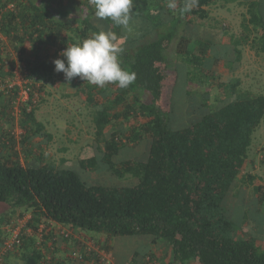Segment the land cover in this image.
Returning a JSON list of instances; mask_svg holds the SVG:
<instances>
[{"label":"trees","instance_id":"obj_1","mask_svg":"<svg viewBox=\"0 0 264 264\" xmlns=\"http://www.w3.org/2000/svg\"><path fill=\"white\" fill-rule=\"evenodd\" d=\"M217 1L197 0L181 14L186 0H176V9L168 0H133L128 33L96 18L90 0H0V264H264V177L243 171L254 165L248 151L264 121V94L241 89L238 77L218 80L212 99L193 86L207 76L213 83L212 65L224 60L207 31L227 34L226 24L209 17ZM223 1L246 7L242 32L224 44L231 58L224 64L235 72L239 44L264 54V0ZM100 30L117 33L121 66L136 79L126 89L70 81L92 109L94 154L59 166L44 158L42 144L51 136L36 117L48 94L44 83L52 82L53 60L67 45ZM2 37L24 66L29 90L19 112L13 102L20 87L7 85L14 74ZM180 62L185 98L177 118ZM96 172L130 182L88 180ZM133 236L147 247L118 261L110 240Z\"/></svg>","mask_w":264,"mask_h":264},{"label":"rangeland","instance_id":"obj_2","mask_svg":"<svg viewBox=\"0 0 264 264\" xmlns=\"http://www.w3.org/2000/svg\"><path fill=\"white\" fill-rule=\"evenodd\" d=\"M223 0L217 1V5H212L208 7L209 17L212 20L211 22L217 24H226L227 25V34H225L222 28H213V29H199L201 35L206 36V30L210 31L209 41H215L216 43L215 51L219 53L225 61L229 58V34L239 36L242 32V20L246 16V7L244 5H229V3L224 4ZM223 5V6H220ZM228 6L229 9L227 8ZM79 13V12H78ZM78 13L75 15L78 16ZM220 27V26H219ZM199 35V34H198ZM4 46L6 50L10 51L9 58L4 57L7 60L6 67L11 68V72L14 74L11 81L7 82V85L18 84L20 85L23 82L24 76V66L18 60V54L13 52L11 45L2 37ZM208 39V38H207ZM214 44V43H213ZM224 44H228L224 46ZM230 45L234 49L236 44H233L230 40ZM173 48L170 50V53L174 52V46L176 43L172 44ZM240 50L241 55L238 60V66L235 72L228 70L224 64V60L220 61L218 64L212 65V73H215V80L213 83H209L208 76L204 79V84L199 86L194 84V87H198L200 91H207L210 93L211 99L216 98L219 95V88L217 86V81L226 82L232 77H238L241 80L240 88L247 89L256 93L264 94V54L260 52L259 54L255 49H253L248 43H241L237 46ZM235 51V49H234ZM228 52V53H225ZM173 54V53H172ZM171 54V55H172ZM12 57V58H10ZM58 58L64 59V57L59 56ZM228 64V63H227ZM208 70L207 67H204ZM211 69V67H210ZM186 68L183 67L181 62L179 63L180 74L176 81L175 93H174V111L173 115L175 117L181 116L183 110V76ZM190 84V83H189ZM45 89L47 91V96L45 102L42 103L38 110L36 111V117L41 121L46 131L50 134L51 139H48L42 144V149L44 152V158L54 162L56 165H74L76 161L81 158H86L94 154L93 150V141H94V127L92 122V109L90 106L83 100V98L75 93V87L65 79L64 74L54 72L52 82L48 81L44 83ZM21 86V85H20ZM28 86V85H27ZM22 87L25 89V83H22ZM190 87V86H189ZM3 88V86H2ZM21 90L20 98L25 99V91ZM195 89V90H196ZM202 89V90H201ZM14 103V110L19 112L17 102ZM18 117V116H17ZM5 124H2V126ZM181 125V121L177 122V126ZM5 127V126H3ZM1 129V128H0ZM18 132V129H15ZM44 140V139H43ZM264 147V121L260 124L257 130L252 135V145L248 151L250 160L254 161V165L250 162L246 163L243 167V171H252L255 172L258 176L264 177V165L259 162L260 153H262V148ZM129 149H125L123 153L127 152ZM140 150V149H138ZM142 150V149H141ZM141 150L137 153H141ZM136 151H133V153ZM63 162V163H62ZM88 180L93 182H100L106 184H126L129 183V180H119L113 177L111 174H102V173H90L86 174ZM239 206L234 207L233 215L236 217L239 212ZM246 208V204L242 205ZM251 228H253L252 222L249 223ZM84 235H98L91 231H82ZM7 234V233H5ZM79 237H82L81 234H77ZM104 236V235H102ZM101 239L98 241L100 242ZM142 236H133V237H115L110 240L111 244V254L114 255L117 260L124 261L127 260L129 255L137 249L145 250L147 247L144 245H139L141 243ZM138 242L137 245H135ZM63 254V253H62ZM66 258V257H65ZM63 257V259H65ZM116 261V260H115ZM114 260H110L109 263H113Z\"/></svg>","mask_w":264,"mask_h":264},{"label":"clouds","instance_id":"obj_3","mask_svg":"<svg viewBox=\"0 0 264 264\" xmlns=\"http://www.w3.org/2000/svg\"><path fill=\"white\" fill-rule=\"evenodd\" d=\"M94 6V16L101 20H111L126 32L133 31V0H90ZM197 0H186L181 14L189 12ZM167 7L176 9V0H168ZM118 35L112 30L93 32L88 38L67 45L59 53L64 59L53 60L54 70L63 73L67 81L79 77L92 85L104 88L116 84L126 89L135 82V72L121 66L119 56L123 49L117 45Z\"/></svg>","mask_w":264,"mask_h":264},{"label":"built area","instance_id":"obj_4","mask_svg":"<svg viewBox=\"0 0 264 264\" xmlns=\"http://www.w3.org/2000/svg\"><path fill=\"white\" fill-rule=\"evenodd\" d=\"M22 83H25V86H26V88L24 89L23 87H22ZM20 85H18V84H13V85H18L19 87H20V92H19V97L14 101V102H17V105L16 106H18L19 104H18V102L19 101H25L26 99H28V84H27V81H26V79L25 78H23V82H22ZM13 85H10L9 87H12ZM2 86L3 85H1L0 84V88H2ZM24 89V93H25V99H21L20 98V94H21V90H23ZM34 96H36V95H34ZM27 217H28V215H26L23 219H20L19 220V225L18 226H16L13 230H12V236H11V238H12V240H14L17 236V233H18V230L22 227V226H24L23 224H24V222H25V220L27 219ZM7 245H9V241L6 243Z\"/></svg>","mask_w":264,"mask_h":264},{"label":"crops","instance_id":"obj_5","mask_svg":"<svg viewBox=\"0 0 264 264\" xmlns=\"http://www.w3.org/2000/svg\"><path fill=\"white\" fill-rule=\"evenodd\" d=\"M222 3L227 4V3H225V2H222ZM234 4H235V5H238V4H236V3H229V5H234ZM213 5H214V7H215V5H217V2L214 3ZM211 6H212V5H211ZM220 6H223V5L220 4ZM229 7H230V6H228L227 8L229 9ZM245 9H246V8H245Z\"/></svg>","mask_w":264,"mask_h":264}]
</instances>
